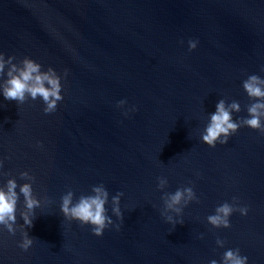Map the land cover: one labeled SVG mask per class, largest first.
I'll return each instance as SVG.
<instances>
[{
    "label": "clouds",
    "instance_id": "clouds-1",
    "mask_svg": "<svg viewBox=\"0 0 264 264\" xmlns=\"http://www.w3.org/2000/svg\"><path fill=\"white\" fill-rule=\"evenodd\" d=\"M197 45V40H189V51L195 50ZM15 60L14 56L5 58V55L0 52V94L6 100L16 101L18 105H23L29 99L35 101L40 98L44 104L45 114L55 112L58 102L64 98L61 94L62 77L52 67L43 70L42 65L31 58L24 57L19 62H14ZM261 71H264V68ZM64 75H67V70ZM242 87L249 99L254 101L246 106L248 116L234 120L233 113H239L242 110L240 103L235 100L228 103L220 99L215 106V112L209 114V122L201 133L202 142L209 147L215 148L217 143L227 144L229 137L241 127L251 128L264 135V78L251 74L243 80ZM126 104V100H120L116 106L124 108ZM130 110L136 111L135 106ZM127 114V111L124 112L125 116ZM2 168L3 161L0 160V169ZM19 177L28 182L18 184L16 178L13 177L7 179L6 183L0 184V226L11 235L16 234L18 226L22 235L19 247L27 251L32 246L34 238L29 237L25 228L32 226L35 209L41 206V200L33 192L32 184L35 182V177L27 171L20 172ZM167 186L166 177H157V189L163 193L161 196L163 207L160 214L175 229L177 224H184L183 219H177V217H182L184 208L193 201L198 202V198L192 186L177 188L175 192H166L164 189ZM74 195V192L69 189L61 196L60 211L66 220L78 221L82 226L90 225L93 235L97 237L102 236L109 226H114L119 231L120 224H114L108 215L106 205L109 203V192L103 184L92 186L91 194H81L75 201ZM123 195V192H117L111 198L112 214L121 221L123 215L120 200ZM21 196L24 210L20 211L19 215L24 223L17 225V205ZM236 199L233 197V203L224 202L217 206L214 214L207 216V223L213 228L227 229L231 227L229 218L234 212L246 216L249 211L248 207L238 206ZM216 244L222 248L225 241L217 238ZM247 260V256L240 254V249H228L223 253L221 264H247ZM209 264H218V262L213 259Z\"/></svg>",
    "mask_w": 264,
    "mask_h": 264
}]
</instances>
